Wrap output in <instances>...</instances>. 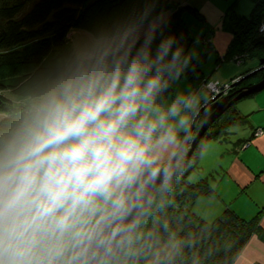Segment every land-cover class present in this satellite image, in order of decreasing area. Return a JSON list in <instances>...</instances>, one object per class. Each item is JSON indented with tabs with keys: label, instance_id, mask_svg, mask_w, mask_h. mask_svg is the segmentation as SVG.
<instances>
[{
	"label": "clouds",
	"instance_id": "obj_1",
	"mask_svg": "<svg viewBox=\"0 0 264 264\" xmlns=\"http://www.w3.org/2000/svg\"><path fill=\"white\" fill-rule=\"evenodd\" d=\"M102 25L0 128V264H177L167 216L198 139L193 55L159 0ZM151 221V223H150Z\"/></svg>",
	"mask_w": 264,
	"mask_h": 264
},
{
	"label": "trees",
	"instance_id": "obj_2",
	"mask_svg": "<svg viewBox=\"0 0 264 264\" xmlns=\"http://www.w3.org/2000/svg\"><path fill=\"white\" fill-rule=\"evenodd\" d=\"M127 1L0 0V111L4 113L0 118V128L6 126L28 96L37 93L56 74L64 59L74 51L67 44L69 30L85 27L96 34L102 25L126 17L133 9L143 7L142 0H130L132 7L128 5L131 7L129 12L113 14L123 8ZM253 1L255 7L249 15L236 13L234 1L228 5L225 13L227 27L232 33L228 52L234 54L233 59L239 63L243 60L239 61L241 57L236 55L254 53L264 56V0ZM161 11L168 18L167 33L175 34L186 52L192 37L184 22L183 12L188 11L204 19L202 11L190 1L159 0L155 12ZM207 38L212 44L211 38ZM210 47L207 45L200 57L192 59L185 73L184 77L194 83L193 87H201L203 80L210 81L202 76L200 68ZM242 81L240 87L245 84ZM235 103L212 122L199 140L205 144L214 139L222 141L232 133L230 127L233 124L245 121L247 116L238 111ZM208 114L209 110L204 108L200 120ZM237 142L240 147L248 140L238 139ZM199 159L197 153L194 163L186 168L185 174L174 178L173 190L168 193L171 203L166 214L172 218L173 228H179L180 235L189 245L178 258L177 264H232L252 234H258L264 240V228L261 225L264 206L249 218L230 207L223 208L212 219L196 215L190 203L200 195H212L215 192L214 185L206 176L193 182L187 178L191 171L199 168ZM251 264L261 263L254 261Z\"/></svg>",
	"mask_w": 264,
	"mask_h": 264
},
{
	"label": "crops",
	"instance_id": "obj_3",
	"mask_svg": "<svg viewBox=\"0 0 264 264\" xmlns=\"http://www.w3.org/2000/svg\"><path fill=\"white\" fill-rule=\"evenodd\" d=\"M249 94L236 102V108L247 118L226 139L210 140L207 152L199 159L196 176H206L215 187L212 195H200L191 203L196 215L205 219L217 216L225 207L234 209L243 217L253 216L264 206V91ZM256 93V92H255ZM261 94V95H259ZM257 126L263 132L254 135ZM238 133V134H236ZM238 139L248 140L240 146ZM197 179V180H198ZM193 181V180H192ZM261 225L264 228V209L261 214ZM258 261L264 264V240L252 235L232 264H251Z\"/></svg>",
	"mask_w": 264,
	"mask_h": 264
},
{
	"label": "rangeland",
	"instance_id": "obj_4",
	"mask_svg": "<svg viewBox=\"0 0 264 264\" xmlns=\"http://www.w3.org/2000/svg\"><path fill=\"white\" fill-rule=\"evenodd\" d=\"M129 1L130 0H128L125 3L123 8H120L119 10L117 9L113 14L117 15L120 12H127V11L129 12L132 7L131 2ZM179 1L182 2L190 1L194 5L198 6V8L202 11L204 15V19H202L188 11L183 12L184 22L189 27L190 34L192 37V40L190 42V45L186 53H191L193 55V59H195L203 54V52L206 50L207 45H211L210 49L207 51V54L204 56L200 64V68L202 70L201 73L205 79L207 78L209 80L216 81L221 84H219L212 91H206V89L203 88L202 89L205 91L206 101L213 99V97H215V95L217 94H219V96L216 99H223L224 97L232 93L234 90H236L237 87H240L242 85L241 81L234 85L233 82H235L238 78L242 77L249 71L258 67V65L260 64L259 60L261 58L259 54L257 55L251 53L246 56L236 55L241 57L238 58V60L239 61L243 60V62L239 63L233 59L232 55L234 54H229L228 52V45L232 37V33L227 27L228 18H226L225 13L227 11L228 5L234 1L233 9L236 11V13L249 15L252 12L253 8L255 7V2L253 0H179ZM129 4L131 7L128 6ZM128 7L129 9H127ZM89 34L94 35L92 31H90L85 27H77L70 29L67 34L68 46L72 50H75L83 42V40L87 38V35ZM202 37L204 38L202 39ZM207 37L211 38L212 44L208 42L210 39ZM263 73H264V69L258 70L254 74L246 77L245 79H243L245 83L243 86L253 84L261 80L264 77ZM206 83L207 82H205L204 80L202 81V84H206ZM193 84L194 83L190 82L184 77L180 81H178L174 87L177 91L186 90L189 88H193L194 86ZM262 91H264V88L256 93H251V94L255 95L258 93H263ZM209 106L210 104H207L204 108H207L210 112ZM224 112L221 115H223ZM3 115L4 113L0 111V118ZM244 125L246 124H241V123L233 124L230 127V129L233 133L234 131H236V129L243 128ZM262 132H263V128L261 126H257L254 129L253 134L259 135ZM232 133L229 135L235 136V134ZM196 171L197 170H193L187 175L188 180L192 181L198 179V176H196L197 175Z\"/></svg>",
	"mask_w": 264,
	"mask_h": 264
},
{
	"label": "water",
	"instance_id": "obj_5",
	"mask_svg": "<svg viewBox=\"0 0 264 264\" xmlns=\"http://www.w3.org/2000/svg\"><path fill=\"white\" fill-rule=\"evenodd\" d=\"M259 63L260 64L258 65V67L254 68L253 70L249 71L248 73H246L242 77L238 78L235 82H233V85L239 83L240 81H242L246 77L254 74L256 71L264 69V56L260 58ZM263 88H264V77L261 80L255 82L253 84L245 85L243 87H240V88L234 90L232 93H230L229 95H227L223 99H216L219 96V94H217V95H215V97H213V99H210L209 101H207L205 106L207 104H210V106H209L210 112L202 120V122H203L202 125L199 126V128L196 131L198 139H200V137L203 135L205 130L212 124V122L218 116H220L224 111H226V109L232 103H234L238 99H240L244 96H247L251 93L258 92Z\"/></svg>",
	"mask_w": 264,
	"mask_h": 264
},
{
	"label": "built area",
	"instance_id": "obj_6",
	"mask_svg": "<svg viewBox=\"0 0 264 264\" xmlns=\"http://www.w3.org/2000/svg\"><path fill=\"white\" fill-rule=\"evenodd\" d=\"M262 28V27H261ZM219 84V82H216V81H208L206 84H202V88L206 89V91H212L214 90Z\"/></svg>",
	"mask_w": 264,
	"mask_h": 264
}]
</instances>
